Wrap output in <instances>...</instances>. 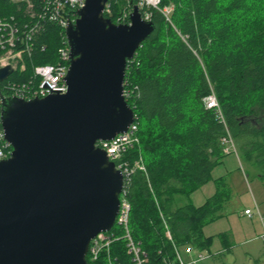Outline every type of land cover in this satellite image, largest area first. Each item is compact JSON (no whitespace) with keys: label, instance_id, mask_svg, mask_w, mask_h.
Returning a JSON list of instances; mask_svg holds the SVG:
<instances>
[{"label":"trees","instance_id":"1","mask_svg":"<svg viewBox=\"0 0 264 264\" xmlns=\"http://www.w3.org/2000/svg\"><path fill=\"white\" fill-rule=\"evenodd\" d=\"M135 2L118 0L106 16L116 22ZM171 4L173 26L153 11L155 32L128 62L125 77L140 137L139 149L126 158L133 164L141 156L146 167L127 186L130 230L148 264H163L172 251L167 228L176 245L210 250L204 228L222 218L229 197L223 178L213 179L228 155L222 144L228 131L241 156L264 168V0H162L163 7ZM63 35L48 27L50 52L62 46ZM212 93L225 123L205 106ZM213 180L217 191L202 206H175L177 196L190 197ZM113 231L120 239L112 255L134 264L122 230Z\"/></svg>","mask_w":264,"mask_h":264},{"label":"water","instance_id":"2","mask_svg":"<svg viewBox=\"0 0 264 264\" xmlns=\"http://www.w3.org/2000/svg\"><path fill=\"white\" fill-rule=\"evenodd\" d=\"M107 2L86 0L66 29V94L3 97L13 151L0 161V264H90L91 241L115 225L124 176L97 143L134 123L127 64L156 27L135 4L130 25L114 23ZM10 74L1 69L0 81Z\"/></svg>","mask_w":264,"mask_h":264},{"label":"built area","instance_id":"3","mask_svg":"<svg viewBox=\"0 0 264 264\" xmlns=\"http://www.w3.org/2000/svg\"><path fill=\"white\" fill-rule=\"evenodd\" d=\"M116 1L118 0H108L104 10L105 16L112 14V5ZM135 1L145 21H151L153 11H157L173 26V4L163 7L162 0ZM85 5L86 0H0V70L7 68L11 70L8 78L0 81V161L8 159L13 151L5 138L3 128V97L31 101L55 94L64 95L68 92L66 76L70 67L71 48L68 44L66 29L71 23H76L79 18L78 11ZM132 7L123 10L114 23L130 25ZM51 25L64 32L62 46L55 53L49 51L48 43L44 41L48 27ZM178 34L181 35L179 32ZM181 37L185 40L183 36ZM42 59L53 60V62L38 63V60ZM126 84L128 83H124V96L127 100L134 92L129 88L126 89ZM204 102L206 108L213 110L225 123L215 93L209 95ZM222 144L225 154H237L236 144L229 131L227 137L222 139ZM139 146L140 137L135 121L126 133L116 136L113 140L97 143V147L107 153L109 159L115 163L116 169L124 176L120 209L113 229L117 226L122 230V238L126 241V251L132 262L148 264V254L134 240L130 230L131 203L127 192V186L135 171L140 170L146 173L141 156L133 164L126 158L129 153L138 150ZM256 210L257 217L264 227V215L257 206ZM245 214L251 217L253 212L246 210ZM161 217L163 218L162 213ZM113 229L99 234L91 241L87 255L88 263L93 264L105 258V264H121L111 253L112 244L120 239ZM166 237L171 242L172 251L163 255V264H198L207 258L202 252L192 256L194 248L192 246L176 245L168 228ZM262 238L264 240V232Z\"/></svg>","mask_w":264,"mask_h":264},{"label":"rangeland","instance_id":"4","mask_svg":"<svg viewBox=\"0 0 264 264\" xmlns=\"http://www.w3.org/2000/svg\"><path fill=\"white\" fill-rule=\"evenodd\" d=\"M237 158L225 157L223 163L213 172L214 177L227 176L229 197L222 218L205 228L206 238H211L210 250L193 248L192 256L202 252L207 258L198 264H264L263 226L257 218L255 201L264 214V168L241 156L236 145ZM217 191L213 181L202 187L190 197L177 196L176 207L190 200L203 204ZM255 200V201H254ZM256 216L250 219L245 210ZM218 257H208V255Z\"/></svg>","mask_w":264,"mask_h":264},{"label":"crops","instance_id":"5","mask_svg":"<svg viewBox=\"0 0 264 264\" xmlns=\"http://www.w3.org/2000/svg\"><path fill=\"white\" fill-rule=\"evenodd\" d=\"M229 156H233L234 158H237L236 155H227L226 157H229ZM222 163H223V161H222ZM222 163H221V164H222ZM221 164H220V165H221ZM218 166H219V165H218ZM218 166H217V167H218ZM217 167H216V168H217ZM216 168H215V169H216ZM213 172H214V171H213ZM219 178H223V181L225 182L226 186L228 187V184H227V182H226V181H227V176H226V175H225V176H220V177H217V178H216V177H214V174H213V179H214V180L219 179ZM196 192H197V191H196ZM206 200H207V199H206ZM190 201H191L195 206H197V207L202 206V205L206 202V201H205L203 204L200 205V204H196V203L194 202V200H190ZM254 201H255V200H254ZM225 206H226V205H225ZM256 206L259 208L257 202L255 201V207H256ZM246 210H248V209H246ZM246 210H245V211H246ZM259 210H260V208H259ZM260 211H261V210H260ZM263 215H264V214H263ZM256 216H257V215H256ZM256 216L254 215V213L252 214L251 217L247 215V217H249L250 219H255ZM257 218H258V217H257ZM258 219H259V218H258ZM219 220H220V219H219ZM259 220H260V219H259ZM217 221H218V220H217ZM217 221H215V222H217ZM260 222H261V221H260ZM213 223H214V222H213ZM210 224H212V223H210ZM210 224H209V225H210ZM261 224H262V223H261ZM207 226H208V225H207ZM207 226H206V227H207ZM262 226H263V225H262ZM206 227H205V228H206ZM205 228H204V234H205ZM263 228H264V227H263ZM205 237H206V235H205ZM212 257L216 258V257H218V255H215V256L212 255Z\"/></svg>","mask_w":264,"mask_h":264}]
</instances>
